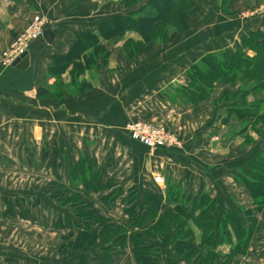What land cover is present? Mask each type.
Segmentation results:
<instances>
[{"label": "crops", "instance_id": "1", "mask_svg": "<svg viewBox=\"0 0 264 264\" xmlns=\"http://www.w3.org/2000/svg\"><path fill=\"white\" fill-rule=\"evenodd\" d=\"M263 1L196 0L189 12L190 30L161 48L142 52L136 61L127 57L121 44L106 43L110 50L107 65L88 72L84 77L91 86L72 95L66 87L67 72L61 78L50 75L54 57L66 54L78 33L96 31L99 22L113 18L120 9L79 0H0V121L7 122L0 127V146L13 149L30 131L40 136L46 132L50 142L64 146L67 168H75L84 156L95 158L90 161L93 168L102 170L103 187L92 192L106 201L109 195L132 189L141 199V208L147 187L154 185L165 195L169 181H174L198 195L209 194L218 202L221 217L230 209L241 214L253 209L246 185L235 176L264 149V134L258 138L250 125L245 128L244 120L229 116L230 102L223 99L224 93L237 91L242 83L220 84L195 104L187 100L186 89L193 64L209 54L236 51L242 36L251 31L264 32ZM36 15L48 18L52 42L43 37L33 41L18 64L4 67L2 52ZM129 36L139 38L135 33ZM40 88L47 92L39 95ZM253 100L249 95L248 101ZM133 120L169 125L179 133L180 146L168 150L145 147L125 129ZM114 169L122 175L123 185L114 177ZM158 177L162 181L156 183ZM68 181L66 177L64 182ZM120 199L126 200L124 195ZM124 204L121 214L112 207L104 216L127 224ZM166 211L160 212L156 223ZM253 215L257 225L246 251L235 253L231 243H223L217 248L216 263L231 255L226 264H264V208L254 209ZM194 230L199 244L202 231L195 226ZM172 235L171 231L154 239L156 264H193L177 255ZM93 260V264H138L131 240L112 260L90 257ZM60 261L67 264L65 259ZM73 264H79V259Z\"/></svg>", "mask_w": 264, "mask_h": 264}, {"label": "trees", "instance_id": "2", "mask_svg": "<svg viewBox=\"0 0 264 264\" xmlns=\"http://www.w3.org/2000/svg\"><path fill=\"white\" fill-rule=\"evenodd\" d=\"M195 1L118 0L128 11L99 22L96 31L78 33L70 50L54 57L49 68L50 75L61 78L69 71L78 93L88 89L90 84L83 81L82 77L91 69L107 65L110 50L106 43L115 44L123 40L127 56L131 60L136 59L149 43H167L173 32H187L190 28L189 12ZM130 33L137 34L139 38L128 37ZM188 75L187 100L193 104L205 100L220 84L241 82L242 86L237 91L223 95V99L230 102L229 116L235 114L244 120L245 128L250 125L256 131L263 129L264 32L254 30L242 36L241 44L234 52L224 50L203 57L192 65ZM46 92L45 88L38 90L39 95ZM249 95L254 96L253 101H248ZM58 155L57 144L52 153L49 146L43 150L44 160L51 158L55 162ZM84 165V160L79 161L75 171L73 169L71 172H80ZM82 173L80 177H75L83 181L86 189L103 187L102 177L99 178L101 172L93 178L99 179L100 187L91 186L92 180ZM235 177L246 185L254 202L253 209H245L242 214L230 209L221 217L218 202L209 194L202 192L190 205L185 197H181V191L177 193L174 186L168 185L166 196L149 190L143 195L141 208L139 203L127 206L125 212L130 220L126 225L98 215L93 209L89 210L84 223L78 225L74 248L91 247L101 240L105 245L104 252H111V255L104 254L103 257L110 261L124 252L128 240H131L138 264H156V246L153 241L172 231V244L180 258L193 260V264H226L231 255L226 256L224 262H215L220 257L218 246L227 242L233 245V252H245L257 225L253 210L264 208V149L242 166ZM166 209L164 217L156 223L160 212ZM97 225L102 229H92ZM194 226L202 231L199 244L196 243ZM86 260V257L80 256L79 264H84Z\"/></svg>", "mask_w": 264, "mask_h": 264}, {"label": "rangeland", "instance_id": "3", "mask_svg": "<svg viewBox=\"0 0 264 264\" xmlns=\"http://www.w3.org/2000/svg\"><path fill=\"white\" fill-rule=\"evenodd\" d=\"M79 1H84L92 5L95 4L99 7L109 4L120 9L118 14L128 11V8L122 7L118 3V0ZM223 3H226L225 0H223ZM262 7H264V1ZM116 14L117 12L115 15ZM248 15L252 16L254 14L253 12H249ZM45 18L48 20L47 17ZM24 29L25 28L18 31V33L22 32ZM185 33L173 32L167 43H149L139 53L137 58L132 61H136L142 52L146 50H154V48H161L169 44L173 39L176 38L175 40H177ZM129 35L128 37H130ZM120 44L125 53L123 40L113 45ZM29 48L26 52H28ZM20 56H18L16 60L20 58ZM101 62H103V58H101ZM96 71L97 68H94L88 72L95 73ZM113 71H117V68ZM67 73L70 78L68 84H66L68 91L72 95L75 93L78 94L76 83L74 84L71 82L72 80L69 71ZM87 73L83 75L82 80L89 83L84 77ZM89 84L91 86V83ZM6 124L7 122L5 120L0 121L1 128L6 126ZM153 124H163L168 126L180 138L179 133L169 125L164 123ZM260 131H256L258 133V138L264 134V132L262 133L264 128ZM50 141L51 140H49L46 132L40 136L36 132L33 135L32 131H30V134L25 136L23 140L21 139L15 148L13 147L12 149L9 145L0 146V264H47L46 262L64 264L63 261H60L63 259L66 260L67 264H73L74 261L77 262L80 256L86 257L87 260L84 264H93L94 260L90 261V257L102 258L104 254L111 255V252H104L102 248L103 245L100 244L102 243L101 240L99 241L100 243L98 242L100 246L97 245V243L91 247H83L80 249L74 248L77 234L79 232L77 227L79 224L84 223L86 214L90 212L89 210L93 209L98 215L104 216L112 210V207L117 208L114 210L115 212L117 211V214H121L120 210L123 203L132 207L141 200L140 198H137V193H131L132 189H129L126 194H123L124 192H119L117 196L109 195L107 196L108 201L98 196L96 197L94 195L96 194L94 193L96 192L95 190L86 189L83 181L81 179H76L75 177H80V175L83 174L82 172H84V174L92 180V182H90L92 184L91 186L100 187L101 184L97 181L99 179H93L95 176L100 175H96L98 172H102V170L93 168L90 160H95V158L92 159L90 155L80 158L79 161L84 160L85 162L84 167L80 172H71L74 167H66L69 158L64 151V146L58 144V142L52 143ZM56 144L59 151L56 161L54 162L51 158L44 160V148L49 146V150L52 153L54 145ZM112 172H115V174L113 173L114 177H119V183L123 185L124 181L120 172L116 169L112 170ZM111 176L112 175H110V177ZM66 177L67 180H69L68 182H64ZM101 177L102 175L99 176V178ZM158 178H160L159 182H161V177ZM156 183H158L157 179ZM168 185L174 186L173 189L177 193H180L181 191V197H185L190 205H192L200 195L186 189L183 185H179L174 181H169ZM167 188L164 196H166ZM147 189L153 191L156 190L154 185H150ZM156 192L158 191L156 190ZM122 195H124L126 199L124 202L120 199ZM87 204L89 205L87 206ZM93 219L94 218H92V220ZM125 220L127 219L124 217L123 222H126ZM121 224L126 225V223ZM63 227L66 230H64ZM92 229L101 230L102 228L97 225L92 227ZM74 230H76V235ZM95 264L101 263L96 262Z\"/></svg>", "mask_w": 264, "mask_h": 264}, {"label": "built area", "instance_id": "4", "mask_svg": "<svg viewBox=\"0 0 264 264\" xmlns=\"http://www.w3.org/2000/svg\"><path fill=\"white\" fill-rule=\"evenodd\" d=\"M49 21L42 16H34L33 20L19 32L13 42L4 50L2 63L4 67L12 65L16 58L27 51L30 44L43 37ZM131 139L150 149H173L180 146V138L168 126L153 124L144 120H133L126 125ZM160 181V178H157Z\"/></svg>", "mask_w": 264, "mask_h": 264}, {"label": "water", "instance_id": "5", "mask_svg": "<svg viewBox=\"0 0 264 264\" xmlns=\"http://www.w3.org/2000/svg\"><path fill=\"white\" fill-rule=\"evenodd\" d=\"M43 38L44 40H46L47 42H52L53 38H54V35L52 33V31L49 29V28H46L44 30V34H43ZM28 54V52H25L23 53L20 58H18L14 63L13 65H16L18 64L26 55Z\"/></svg>", "mask_w": 264, "mask_h": 264}]
</instances>
